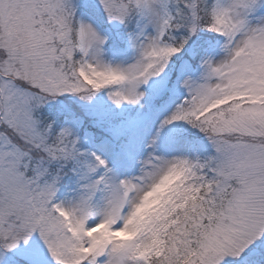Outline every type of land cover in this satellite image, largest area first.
Segmentation results:
<instances>
[{"label":"snow or ice","instance_id":"obj_1","mask_svg":"<svg viewBox=\"0 0 264 264\" xmlns=\"http://www.w3.org/2000/svg\"><path fill=\"white\" fill-rule=\"evenodd\" d=\"M0 264H264V0H0Z\"/></svg>","mask_w":264,"mask_h":264}]
</instances>
